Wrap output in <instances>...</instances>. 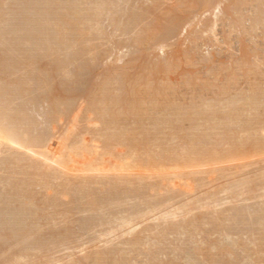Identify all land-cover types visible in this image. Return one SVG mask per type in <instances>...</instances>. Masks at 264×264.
<instances>
[{"label":"rangeland","instance_id":"1","mask_svg":"<svg viewBox=\"0 0 264 264\" xmlns=\"http://www.w3.org/2000/svg\"><path fill=\"white\" fill-rule=\"evenodd\" d=\"M54 1L0 0V264H264V0Z\"/></svg>","mask_w":264,"mask_h":264},{"label":"bare ground","instance_id":"2","mask_svg":"<svg viewBox=\"0 0 264 264\" xmlns=\"http://www.w3.org/2000/svg\"><path fill=\"white\" fill-rule=\"evenodd\" d=\"M24 1V0H23ZM38 1V0H37ZM45 3H44V7H45V10H46V7H49L50 6V4L52 3V2H55L54 0H43ZM12 2V1H11ZM57 2V1H56ZM59 2V1H58ZM105 2V1H104ZM104 2H102V3H104ZM102 3H101V5H102ZM108 4L109 3H106V4H103L102 6H101V8H106V6L105 5H107L108 6ZM60 6H62V5H60ZM59 6V7H60ZM73 6V5H72ZM103 6H105V7H103ZM59 7H57L58 9H59ZM65 7V6H64ZM63 7V8H64ZM17 8V7H16ZM35 8V7H34ZM67 8V7H66ZM72 9H74V8H72ZM104 9H102V10H104ZM217 9V8H216ZM43 10V9H42ZM41 10V11H42ZM62 10V9H61ZM76 10V9H75ZM50 10L48 9L43 15L45 16L46 15V17H48V16H50L51 15V13L49 12ZM35 12V11H34ZM34 12H32V13H34ZM27 13V12H26ZM72 13V12H71ZM78 13H80V12H78ZM38 14V13H37ZM86 14V13H85ZM69 15V14H68ZM87 15V14H86ZM42 16V15H41ZM80 16H81V14H80ZM85 16V15H84ZM21 17V16H20ZM54 17V16H53ZM57 17V20H58V24L57 23H54V24H56V28H55V31H54V34L53 35H57L60 31H58V30H60L61 28H63L64 26H69V25H71V22L69 21L70 19L68 18V16L66 15V13H65V15H64V13L63 14H60V15H58V16H56ZM77 17H79V16H77ZM31 18V17H30ZM29 18V19H30ZM26 19V18H25ZM28 19V18H27ZM55 19V18H54ZM31 20V19H30ZM49 20H50V18H49ZM90 21V20H89ZM37 22H39V21H37ZM50 22V21H49ZM25 23V22H24ZM28 23L30 24V23H32V21H28ZM22 25V24H21ZM34 25V24H33ZM51 23L50 24H48V21H47V19H44L43 18V20L41 21L40 20V22L38 23V27H39V29H34V30H36L38 33H39V30H43V29H45V28H48V26L50 27V29H51ZM26 26H28L27 24H26ZM31 26V25H30ZM23 28V27H22ZM54 29V28H53ZM28 29H26V31H27ZM65 30V29H64ZM31 31V30H30ZM62 32H63V30H62ZM62 32L60 33V34H62ZM37 33V34H38ZM43 33H44V35L46 34V32L45 31H43ZM26 34V33H25ZM34 34V33H33ZM48 35H49V33H48ZM50 35H51V33H50ZM53 35H51V37L53 36ZM30 36V35H29ZM33 36V35H32ZM34 36H35V34H34ZM38 36V35H37ZM42 36V35H41ZM58 36H60V35H58ZM43 37V36H42ZM41 37V38H42ZM41 38H39V39H41ZM39 39L37 40V41H39ZM53 38H51V40H52ZM56 39V38H55ZM57 39H59L58 37H57ZM56 39V41H60L61 39H59V40H57ZM44 40H46V38H44ZM26 41V40H25ZM47 41H48V39H47ZM50 41V40H49ZM48 41V42H49ZM53 41V40H52ZM62 41V40H61ZM16 42H18V41H16ZM20 43L22 42L21 40L19 41ZM24 42V41H23ZM28 42V41H27ZM51 42V41H50ZM62 43V42H61ZM25 45H27V43H24ZM29 44H31V43H29ZM44 44V43H43ZM53 44V43H52ZM56 43H54V45H55ZM59 44V43H58ZM12 45V44H11ZM18 45H19V43H18ZM24 45V46H25ZM35 45V44H34ZM10 46V45H9ZM33 46V45H32ZM38 46H39V44H38ZM38 46L36 47V45H35V48H37V51L39 50V49H42V47L40 48L39 47V49H38ZM45 46H46V48H49V46L51 47V44L49 45V43H45ZM45 46H44V48H45ZM53 46V45H52ZM64 46V45H63ZM23 47V46H22ZM29 47V46H28ZM56 47H58V45H56ZM61 47V46H60ZM158 47H160V45L158 46ZM31 48H33V47H31ZM45 48V49H46ZM161 48V47H160ZM52 49V48H51ZM162 49V48H161ZM49 50V49H48ZM36 51V50H35ZM163 51V50H162ZM75 54V53H74ZM70 55V54H69ZM71 55H72V53H71ZM76 55H78L77 57L79 58V54H77L76 53ZM73 56V55H72ZM23 58V57H22ZM66 58V57H65ZM73 59V58H72ZM72 59H70L71 61H72ZM75 59H77V58H75ZM68 59L66 58V61H67ZM79 59H77V61H78ZM73 61H74V59H73ZM76 61V62H77ZM61 62V61H60ZM21 63V62H20ZM63 63V61L61 62V63H59V65L60 64H62ZM67 63H70V61H68ZM66 63V64H67ZM16 64V63H15ZM64 64H65V61H64ZM71 64V63H70ZM59 67V66H58ZM60 67H61V65H60ZM59 67V68H60ZM64 67V65L62 66V68ZM81 68V67H80ZM80 68H79V70H80ZM77 70H78V68H77ZM66 80V79H65ZM41 81H43V80H41ZM71 81V80H70ZM76 83V82H75ZM62 84V83H61ZM39 86H41V85H39ZM38 86V87H39ZM42 87H43V89H46V90H44L43 91V89L41 88V93L42 92H44L45 94L46 93H50V91L52 90V86H50L49 85V81L47 80V79H44V81H43V83H42ZM60 87V86H59ZM62 87V86H61ZM38 92V91H37ZM1 95V94H0ZM21 95V94H20ZM48 95V94H47ZM22 96V95H21ZM126 99V98H125ZM120 100V99H119ZM116 101V103H117V99L115 100ZM121 101H123V100H121ZM119 102V101H118ZM121 103V102H120ZM123 103V102H122ZM121 103V104H122ZM125 103V102H124ZM119 104V103H118ZM61 106V105H60ZM95 106V105H94ZM94 106H92L93 108H94ZM118 106V105H117ZM57 107H59V105L57 106ZM53 109V108H52ZM3 112H4V110H2ZM2 111H1V109H0V148L2 147V146H4V145H6V144H8L10 147H14V148H16L17 146L16 145H21L22 143H20V136L19 135H17V131H16V127H17V123H18V121H19V119L18 118H15V117H13V115L10 113V115H12V117H8V116H6V115H4V114H7V112L5 111L4 113H2ZM58 112H59V109L57 110ZM56 111V112H57ZM7 115H9V114H7ZM15 115V114H14ZM59 115V114H58ZM16 116V115H15ZM49 134V133H48ZM48 134H47V137H51V135L50 136H48ZM44 136H46L45 134L44 135H42L41 137H37V138H35L34 140H33V143L35 144V145H42L44 142V140H46V138L44 137ZM43 137V138H42ZM53 137V136H52ZM52 140H53V138H51ZM51 139H48V141H46L45 142V145L47 144V145H50L51 143H52V140ZM63 141V140H62ZM61 141V142H62ZM43 142V143H42ZM61 142H58L59 143V147L61 148V150H58V149H60L59 147H57V149L55 150V151H53L52 153L53 154H55V155H57V157L55 158V159H51V160H49V159H47L48 157V155H44V154H37L35 157V159L36 160H41V161H45L47 164H48V166L50 167V169H52L50 172H52V175H50L51 177L53 176L54 178H60V176H62L61 174H60V176H59V173H63L64 175H76V176H79V173L78 172H80V173H82V171H84V169L85 168H88L89 166H90V161H89V159L86 157V156H83V157H75V156H70V158L68 159V161H63V159H62V156L60 155V152L61 151H64V146H63V142L61 143ZM33 143H31V144H33ZM67 144V143H66ZM16 146V147H15ZM28 147H29V145H28ZM3 148V147H2ZM13 148V149H14ZM84 149V148H83ZM94 149V148H93ZM96 149V148H95ZM1 150V149H0ZM3 150V149H2ZM29 151V150H28ZM78 151V150H77ZM76 152V151H75ZM95 152H97V151H95ZM71 155V154H70ZM75 155V154H74ZM77 155V154H76ZM62 159V160H61ZM63 164L64 165H66V167H64L63 166ZM91 166H93V165H91ZM90 168V167H89ZM92 169V168H91ZM123 169V168H122ZM87 171V169L83 172V174L85 173L86 174V176H87V174H89V173H91L92 171L90 170V172H86ZM104 173V172H103ZM120 173H122L121 171L118 173V174H120ZM82 174V175H83ZM84 174V175H85ZM102 174V173H101ZM105 174H107V173H105ZM109 174V173H108ZM117 174V175H118ZM124 174H126L125 172H124ZM110 175V174H109ZM163 175V174H162ZM59 176V177H58ZM103 176V175H102ZM52 177V178H53ZM106 176H104V178H105ZM107 177L109 178V176L107 175ZM113 177V176H112ZM62 178V177H61ZM56 180V179H55ZM105 180H107L106 178H105ZM122 181H124V180H122ZM107 182H109V181H107ZM162 183V182H161ZM165 184V183H164ZM173 185V184H172ZM170 186V185H169ZM171 187H175V186H170V188ZM84 190V189H83ZM81 191V190H80ZM80 191H78L79 193H80ZM84 192V191H83ZM16 196V195H15ZM19 196V195H18ZM17 197V196H16ZM12 204V203H11ZM13 204H15V203H13ZM16 205V204H15ZM13 207V206H12ZM33 207V206H32ZM20 209H21V207H19ZM23 208V207H22ZM137 208V207H136ZM20 209H17V211L20 213L19 214V216H21V210ZM26 209V208H25ZM1 210V209H0ZM3 210V209H2ZM12 210V209H11ZM8 212H10V213H12V211H10V210H7ZM7 211H6V213H7ZM137 211V210H136ZM135 211V212H136ZM15 212L16 211H14V214H15ZM0 213H2V211H0ZM140 213V212H139ZM8 214V213H7ZM18 213L16 212V216H18L17 215ZM136 214V213H135ZM22 216H24V215H22ZM136 216V215H135ZM14 218H16V217H14ZM14 218H12V220H10V221H5V222H8L9 224H11V225H14V223L16 222V220L14 219ZM133 218V217H132ZM1 219H3V218H1ZM17 219V218H16ZM21 219H22V217H21ZM19 220V219H18ZM2 223V222H1ZM0 223V224H1ZM8 223H6V224H8ZM25 223H27V222H25ZM24 224V223H23ZM30 224V223H29ZM11 225H9L10 227H11ZM17 225H22L20 222H17ZM1 226H2V224H1ZM8 226V225H7ZM124 227V226H123ZM16 228V227H15ZM29 228H30V226H29ZM1 229H2V227H1ZM13 229V228H12ZM32 229V228H31ZM129 229V228H128ZM5 230V229H4ZM28 230V229H27ZM34 230V229H33ZM10 231V230H9ZM25 232V230L22 228V227H20L18 230H17V234H21V233H24ZM6 233V232H5ZM1 234V233H0ZM27 234V233H26ZM37 234V233H36ZM13 235H14V233H13ZM17 236V235H16ZM3 237V236H2ZM0 238H1V235H0ZM4 238V237H3ZM12 238H16L15 237V235H14V237H12ZM11 239V238H10ZM9 239V240H10ZM3 240V239H2ZM2 240H0V245L2 246V243H1V241ZM15 242V241H14ZM38 243V242H37ZM40 243H43L42 241L40 242ZM6 245V244H5ZM36 245V244H35ZM39 246H40V244H38ZM38 245H37V247H38ZM43 245H46V244H44L43 243ZM34 246V245H33ZM42 246V245H41ZM35 247V246H34ZM37 247H35V249L37 248ZM42 248H43V246H42ZM24 249V248H23ZM38 249H39V247H38ZM24 254V253H23ZM27 254H28V252H27ZM2 258H4V257H2ZM7 264H19L17 261H13L12 263H7Z\"/></svg>","mask_w":264,"mask_h":264}]
</instances>
